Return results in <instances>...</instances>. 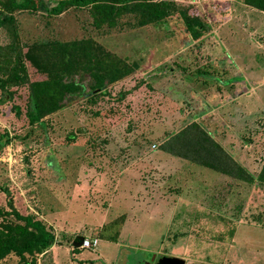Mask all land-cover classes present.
I'll list each match as a JSON object with an SVG mask.
<instances>
[{"label":"rangeland","instance_id":"obj_1","mask_svg":"<svg viewBox=\"0 0 264 264\" xmlns=\"http://www.w3.org/2000/svg\"><path fill=\"white\" fill-rule=\"evenodd\" d=\"M55 2L43 0L46 8ZM174 5L178 13L160 27L123 17L96 29L84 10L46 22L41 9L14 15L23 43L88 37L137 66L94 100L83 96L88 76L73 77L83 95L66 96L41 124L23 116L26 86L0 103V208L8 211L5 190L19 215L54 236L36 264H264V189L160 148L195 122L256 176L264 161V13L241 0ZM188 18L202 24L190 35ZM76 237L97 245L71 251ZM16 262L11 255L0 264Z\"/></svg>","mask_w":264,"mask_h":264},{"label":"trees","instance_id":"obj_2","mask_svg":"<svg viewBox=\"0 0 264 264\" xmlns=\"http://www.w3.org/2000/svg\"><path fill=\"white\" fill-rule=\"evenodd\" d=\"M175 1L56 0L53 6L46 8L43 0H0V30L6 38L0 45V103L6 97L12 99L14 91L11 89L26 86L23 116L29 126L41 124L44 118L61 109L66 96L83 95L81 84L73 77L88 76L90 84L83 96L94 100L104 92L106 85L126 77L137 67L133 63L126 65L88 37L66 40L45 37L23 43L14 17L16 13H37L41 9L46 22L70 9L84 10L96 29L120 26L123 17L131 19L136 26L160 27L166 17L174 11L178 13ZM241 1L245 7L264 13V0ZM189 19H184L183 25L190 35L199 31L202 24L197 18ZM28 72L34 77L32 81ZM13 109L19 116L20 109L17 106ZM160 148L169 155L176 153L180 158L196 160L218 173L231 177L237 174L246 183L264 189V161L256 176H250L195 122L168 136ZM4 192L8 211L0 208V262L12 255L17 259L16 264H36L37 257H42L53 246V233L42 221L19 215L8 193Z\"/></svg>","mask_w":264,"mask_h":264},{"label":"water","instance_id":"obj_3","mask_svg":"<svg viewBox=\"0 0 264 264\" xmlns=\"http://www.w3.org/2000/svg\"><path fill=\"white\" fill-rule=\"evenodd\" d=\"M82 243V237H76L75 242H72L71 247L77 249ZM156 264H183V261L177 258H162Z\"/></svg>","mask_w":264,"mask_h":264},{"label":"built area","instance_id":"obj_4","mask_svg":"<svg viewBox=\"0 0 264 264\" xmlns=\"http://www.w3.org/2000/svg\"><path fill=\"white\" fill-rule=\"evenodd\" d=\"M97 245V241L95 239L89 241L88 239L82 238V243L80 244V249H91Z\"/></svg>","mask_w":264,"mask_h":264},{"label":"crops","instance_id":"obj_5","mask_svg":"<svg viewBox=\"0 0 264 264\" xmlns=\"http://www.w3.org/2000/svg\"><path fill=\"white\" fill-rule=\"evenodd\" d=\"M230 157H231V159L235 162V163H237L239 166H242V167H244L243 166V164L241 163V162H239V161H237L233 156H231L230 155ZM224 176V175H223ZM226 177V176H225ZM53 247H51V249H52ZM79 248V247H78ZM50 249V250H51ZM52 262L55 264V262L53 261V259H52Z\"/></svg>","mask_w":264,"mask_h":264}]
</instances>
